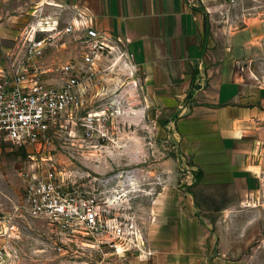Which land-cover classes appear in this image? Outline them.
<instances>
[{
	"label": "rangeland",
	"instance_id": "obj_1",
	"mask_svg": "<svg viewBox=\"0 0 264 264\" xmlns=\"http://www.w3.org/2000/svg\"><path fill=\"white\" fill-rule=\"evenodd\" d=\"M1 2L0 22H23L19 37L39 19V11H13L22 0ZM43 12L42 16L48 10ZM16 14L20 16L12 17ZM68 20L66 16L62 23L67 25ZM227 30L235 38L237 68L264 85V0L236 4ZM60 38L61 44L49 39L37 64L81 59L84 46L78 37ZM16 41L8 34L0 37V66L7 65V53L12 55L21 45ZM98 65L106 94L98 97L93 109L110 115L107 136L84 139L78 120L55 137L52 161L45 166L55 165L65 178L66 191L106 201L111 216L126 225L125 238L119 239L125 252L82 245L48 221L32 217L23 207V196L24 177L33 160L25 147L3 141L0 264H264V188L249 195L232 192L229 186L190 189L196 173L191 176L190 161L181 155L172 130L153 107L138 68L119 59L118 53L103 57ZM192 198L194 204L186 201Z\"/></svg>",
	"mask_w": 264,
	"mask_h": 264
},
{
	"label": "crops",
	"instance_id": "obj_2",
	"mask_svg": "<svg viewBox=\"0 0 264 264\" xmlns=\"http://www.w3.org/2000/svg\"><path fill=\"white\" fill-rule=\"evenodd\" d=\"M240 1L22 0L12 9H45V16L60 17L58 28L42 29L54 43L61 44L62 21L68 16L71 22L74 7L89 9L98 29L127 38L143 88L189 159L191 176L202 171L200 182L189 188L229 186L249 195L264 188V85L236 65L227 25ZM23 27L19 19L2 21L0 37L8 34L19 43ZM186 201L194 204V198Z\"/></svg>",
	"mask_w": 264,
	"mask_h": 264
},
{
	"label": "built area",
	"instance_id": "obj_3",
	"mask_svg": "<svg viewBox=\"0 0 264 264\" xmlns=\"http://www.w3.org/2000/svg\"><path fill=\"white\" fill-rule=\"evenodd\" d=\"M234 3L237 0H228ZM71 22L59 31V37L74 34L84 51L79 61L40 66V57L51 36L37 37L42 29L58 28L60 17L42 16L31 23L27 35L19 40L7 65L0 66V143L23 146L33 160L24 177L23 207L34 218L48 221L70 240L103 249L113 247L125 252L119 241L125 238L126 225L111 216V210L95 196L65 190V178L52 161L55 137L81 120L84 139L107 136L110 115L105 109L94 110L98 97L106 93L100 87L103 72L99 61L118 53L124 62L137 63L129 49V40L94 25V15L87 8L74 7ZM12 56V59H11ZM91 109V110H90ZM15 226L12 225V228ZM4 225L0 221V230Z\"/></svg>",
	"mask_w": 264,
	"mask_h": 264
},
{
	"label": "trees",
	"instance_id": "obj_4",
	"mask_svg": "<svg viewBox=\"0 0 264 264\" xmlns=\"http://www.w3.org/2000/svg\"><path fill=\"white\" fill-rule=\"evenodd\" d=\"M202 171L201 170H199L198 172H197V174H196V181H195V183H194V186L195 185H197L199 182H200V180L202 179Z\"/></svg>",
	"mask_w": 264,
	"mask_h": 264
},
{
	"label": "bare ground",
	"instance_id": "obj_5",
	"mask_svg": "<svg viewBox=\"0 0 264 264\" xmlns=\"http://www.w3.org/2000/svg\"><path fill=\"white\" fill-rule=\"evenodd\" d=\"M51 30V29H50Z\"/></svg>",
	"mask_w": 264,
	"mask_h": 264
}]
</instances>
